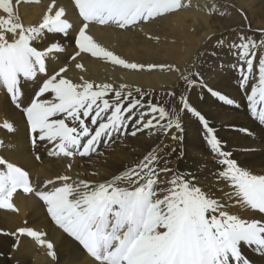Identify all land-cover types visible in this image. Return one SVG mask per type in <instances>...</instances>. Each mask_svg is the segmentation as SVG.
<instances>
[{
    "label": "snow or ice",
    "instance_id": "obj_1",
    "mask_svg": "<svg viewBox=\"0 0 264 264\" xmlns=\"http://www.w3.org/2000/svg\"><path fill=\"white\" fill-rule=\"evenodd\" d=\"M40 2L0 0V94L22 114L35 160H41L42 147L48 157L68 162L64 174L33 184L28 171L0 155V209L18 212L13 203L18 191L33 196L55 227L75 242L78 259L69 264H252L244 248L264 257V174H254L227 150L216 128L190 100V94L200 87L207 88L221 104L237 106L234 99L208 87L202 75V54L184 71L171 64L129 62L91 33L96 26L133 30L191 8V0H69L67 5L47 0L39 19L26 25L19 5ZM208 12L222 18L227 15L214 3ZM247 29L251 30L250 22ZM256 31L259 39L242 25L240 31L221 33L214 47L227 49L237 58L238 66L233 68L239 88L251 117L261 126L259 139L264 145V29ZM67 37H72L73 52L67 63L49 72V62L66 53L61 38ZM208 54L218 55L215 51ZM85 55L124 70L177 72L183 89L168 90L167 99L145 100L148 93L140 87L133 92L125 83L117 87L83 75L77 82L67 75L69 65L75 62V69L86 71L78 61ZM189 121L198 125L207 157L193 158L191 168L172 166L171 160L149 147L137 162L103 181L68 174L75 157L103 155L101 144L107 147L121 136L135 137L148 130L149 135L171 134L173 141L182 142ZM0 128L7 133L17 131L8 119ZM234 130L245 139L256 136L246 127ZM3 144L0 140V147ZM242 150L253 152L255 147ZM185 156L181 148L176 161ZM208 177L226 185L228 191L217 188L223 192L217 196L202 182ZM241 213L261 218L249 219ZM0 235L16 238L14 250L21 237L30 238L57 259L54 244L44 238L47 233L43 231L19 227L13 232L0 230Z\"/></svg>",
    "mask_w": 264,
    "mask_h": 264
},
{
    "label": "bare ground",
    "instance_id": "obj_2",
    "mask_svg": "<svg viewBox=\"0 0 264 264\" xmlns=\"http://www.w3.org/2000/svg\"><path fill=\"white\" fill-rule=\"evenodd\" d=\"M46 2L47 0H41L40 3H21L18 12L23 22L26 25L36 22ZM61 2L67 5L69 0H61ZM191 3L189 9L158 18L133 30L124 31L96 26L91 29V33L104 47L129 62L171 64L184 71L197 54H202L200 56V61L203 63L202 75L208 87L234 99L237 106L221 104L208 93L207 88L200 87H196L190 94L191 103L205 115L210 125L216 128L217 135L224 142L227 150L233 152L234 156L243 161L254 174H264V145H261L259 139L262 135L261 126L251 117L245 94L239 88L238 73L233 68V65L238 66L237 58L229 54L227 49L214 47L221 33L227 34L232 29L240 31L242 25L248 34L259 39L260 33L256 30L264 29V0H191ZM213 3L218 9L227 13L226 17L209 14L208 9ZM69 15L71 16V9ZM245 15L247 20L244 18ZM249 22L251 30L247 29ZM212 33L215 35L208 39ZM61 39L67 51L59 54L57 60L49 62V72L67 63V57L73 52L72 37ZM213 51L218 55L208 54ZM78 61L84 64L86 71L75 69V62H72L67 73L69 78L77 82L83 75L85 79L101 83L110 82L117 87L120 83H125L133 92L136 87H140L148 93L145 100L167 99L165 94L168 90L183 89V82L178 80L179 73L167 69L141 72L124 70L87 55L78 58ZM220 64L224 65L223 69L219 67ZM5 119L14 122L17 131L7 133L0 128V140L4 142L3 147H0V155L28 171L33 184H42L47 179L65 173L68 161L64 158L48 157L42 147L39 149L41 160H35L25 135L22 114L11 106L3 94H0V124ZM244 127L251 129L256 136L245 139L242 134L234 130ZM197 128L196 123L189 121L182 142L173 141L171 134L149 135L148 130L138 132L135 137L127 135L114 138L107 147L101 144L99 152L103 155L93 154L91 158L75 157L73 171L68 174L73 177L79 174V178L89 181H103L110 178L111 174L122 170L124 166L137 162L149 147H155L157 154L163 159L171 160L172 166L181 169L191 168L193 158L207 159L204 154L205 146ZM128 131L131 132L132 128L129 127ZM249 145H253L255 151L242 150ZM173 148L177 150L175 153L172 152ZM181 148L185 150L186 156L183 160L176 161V155ZM93 172L98 174L92 175ZM163 178L162 173L161 179ZM202 182L216 192L217 196H223V192L217 191V188L228 191L226 185L217 184L211 177L206 180L202 178ZM13 203L18 212L0 209V230L13 232L19 227H30L47 233L44 238L53 242L57 259L49 257L46 247L38 245L30 238L21 237L19 247L14 250L13 244L16 243V238L0 235V264H69L70 261L78 259L75 242L55 227L41 207V203H38L33 196H25L22 191H18L14 195ZM241 215L249 219L261 218L259 214L241 213ZM244 254L252 264H264V257L251 249L244 248Z\"/></svg>",
    "mask_w": 264,
    "mask_h": 264
}]
</instances>
